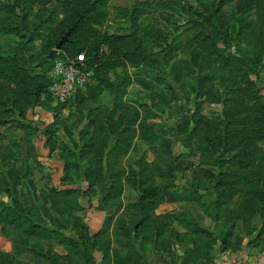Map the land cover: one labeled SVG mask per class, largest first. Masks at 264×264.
Masks as SVG:
<instances>
[{
  "label": "rangeland",
  "instance_id": "1",
  "mask_svg": "<svg viewBox=\"0 0 264 264\" xmlns=\"http://www.w3.org/2000/svg\"><path fill=\"white\" fill-rule=\"evenodd\" d=\"M0 264H264V0H0Z\"/></svg>",
  "mask_w": 264,
  "mask_h": 264
},
{
  "label": "built area",
  "instance_id": "2",
  "mask_svg": "<svg viewBox=\"0 0 264 264\" xmlns=\"http://www.w3.org/2000/svg\"><path fill=\"white\" fill-rule=\"evenodd\" d=\"M103 49L104 47L101 46L100 51ZM90 77L91 72L86 64L85 52H80L71 58L57 55L50 70L47 96L53 103L63 105L87 84Z\"/></svg>",
  "mask_w": 264,
  "mask_h": 264
},
{
  "label": "trees",
  "instance_id": "3",
  "mask_svg": "<svg viewBox=\"0 0 264 264\" xmlns=\"http://www.w3.org/2000/svg\"><path fill=\"white\" fill-rule=\"evenodd\" d=\"M91 11V8H90ZM86 10L76 6L74 8H68L65 10V17L60 20V24L58 25V28L56 29L55 33L58 37L56 42L61 38V36L67 31L70 30V33L68 35V39L66 42L63 43L61 50H58V52L55 55H52V60L55 58V56L60 55L62 57H74L80 52H85L86 57V64L89 67V57L93 55V49L96 46H93L92 44H89L88 47H84L83 45H80L77 42V37L84 35V30L81 28L82 25H84L87 22V19H85ZM94 21L93 19H89V22ZM88 22V23H89ZM94 36V32H92L91 35H89L88 39L90 37ZM87 39V40H88ZM56 44V43H55ZM101 46H103L102 42H98L97 47L100 51ZM96 50V49H95ZM49 81L46 86V94H47V87ZM37 83V82H36ZM225 243V240H222V244Z\"/></svg>",
  "mask_w": 264,
  "mask_h": 264
},
{
  "label": "water",
  "instance_id": "4",
  "mask_svg": "<svg viewBox=\"0 0 264 264\" xmlns=\"http://www.w3.org/2000/svg\"><path fill=\"white\" fill-rule=\"evenodd\" d=\"M194 21H195V20H194ZM196 23H198V22H196ZM69 33H70V30H67V31L61 36V38L56 42V44L54 45L55 50H57V51H58V50H61L63 43L66 42V40L68 39V35H69ZM52 54H53V51H49L48 56L51 57ZM135 230H136V225H135Z\"/></svg>",
  "mask_w": 264,
  "mask_h": 264
}]
</instances>
